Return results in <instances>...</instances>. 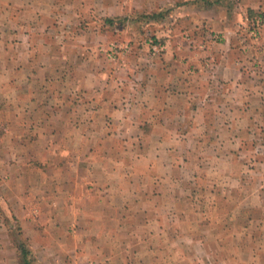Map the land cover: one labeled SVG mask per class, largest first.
<instances>
[{
    "label": "crops",
    "instance_id": "0c3cea01",
    "mask_svg": "<svg viewBox=\"0 0 264 264\" xmlns=\"http://www.w3.org/2000/svg\"><path fill=\"white\" fill-rule=\"evenodd\" d=\"M165 9L160 55L142 34L100 49L98 15ZM0 19V187L37 264H264V0H0Z\"/></svg>",
    "mask_w": 264,
    "mask_h": 264
},
{
    "label": "rangeland",
    "instance_id": "374dc122",
    "mask_svg": "<svg viewBox=\"0 0 264 264\" xmlns=\"http://www.w3.org/2000/svg\"><path fill=\"white\" fill-rule=\"evenodd\" d=\"M166 12H168V16L166 15ZM148 13V12H147ZM155 13H163L165 14L167 17H172L173 15H175V13H173V11L171 10H158L155 11ZM148 14L146 13H141L139 14V12H133V14L129 15H124V16H117V17H112V19H114L113 23H109L107 22V17H103L98 15L96 22H95V26H97L99 29H101L102 31H104V33H106L108 35V40L106 42H103V45L100 46V49H102V52L104 51V49H106L107 47L111 46L112 44H116L118 46V50H119V56L116 60L113 61H117L118 59H122L127 57V55L130 54L132 47L131 45H133L134 40L132 39V37L134 38L135 35L138 34H142L144 38H146V43H148L149 45V49L151 50V45L148 42V39L150 37H155L154 31L157 28H160L163 24H165L167 21L166 16H162V17H157V21H153V18H149L147 16ZM144 16V17H143ZM96 18V17H95ZM255 20H259L260 21V32L258 34V37H255L251 34V29L253 26H248L247 30H243L242 29V33H250L249 35L254 38V39H258L260 37L261 31H262V25H263V21H262V17L261 16H255L254 17ZM140 21H150L149 23L143 24L141 25L140 23H136V22H140ZM0 22H2V20L0 19ZM253 22V23H254ZM206 25V23H204V26ZM253 25V24H252ZM3 25L0 24V28ZM206 27V26H205ZM204 27V28H205ZM151 28H153V30H151ZM209 30V29H208ZM244 31V32H243ZM127 33V36L124 37L123 35ZM184 35H188L190 37V39H185L186 43L192 45V46H196V42L197 40L193 37V35L187 33ZM157 39V38H156ZM160 43H162L160 41V39H157ZM164 44V43H163ZM200 46L198 47H203V43H199ZM163 52L157 53V55L161 54ZM15 190H17L16 193H9L8 197H7V193L4 189V187H0V199L2 201H0V264H4L3 262H1L2 260H10L12 259L13 264H21V250L18 248V243L20 241V239L23 237V235L27 238V243L28 246L31 248L32 252H33V263L32 264H37V257L38 255L36 254L35 250L32 248V242L31 239L29 237H27V234L25 232H23V224H22V209L20 207L19 202H5V198H13V199H18V197L21 196V194L19 193V189L15 188ZM13 203V205L11 204ZM73 203H71L72 205ZM78 209V208H77ZM81 209V208H80ZM119 210V209H118ZM73 211V210H72ZM138 212L140 211V209L137 210ZM81 211H79L80 213ZM63 213H65L63 211ZM68 215H72L73 212H68ZM109 213H116V210H109ZM119 213V211H118ZM143 213V212H142ZM39 213H26L25 216L28 217V219L26 220L27 225L29 227H33L35 226V228H38L40 225H43V219L40 218V216H38ZM22 219V220H21ZM35 220V221H33ZM62 221L67 222V225L70 226V228H74L73 230H76V228H78L79 224H78V220L77 219H69V218H64ZM113 222L111 223L112 225H117L119 222L118 218H115L114 220H112ZM31 222V223H30ZM140 222L144 225V218L141 217ZM55 224V223H54ZM49 225V223H47L46 221V225ZM37 231V230H35ZM23 233V234H22ZM66 253H68V251H65ZM63 253V251H62ZM202 252L199 250H190V257H199L200 254ZM89 256L86 257L84 259V261H80V262H74L73 264H97V262L95 261L96 257H100V253L97 252H92L90 250V252L88 253ZM114 254H117L114 252ZM37 255V257H36ZM54 255V254H53ZM52 256V255H51ZM78 260V259H77ZM96 260H98L96 258ZM9 262V261H8ZM114 264H117V258L113 259ZM9 264V263H8ZM39 264H41V260H39ZM99 264V263H98Z\"/></svg>",
    "mask_w": 264,
    "mask_h": 264
},
{
    "label": "built area",
    "instance_id": "2783aa9c",
    "mask_svg": "<svg viewBox=\"0 0 264 264\" xmlns=\"http://www.w3.org/2000/svg\"><path fill=\"white\" fill-rule=\"evenodd\" d=\"M251 29V34L255 37H258V34L260 32V21L256 20ZM184 38L190 39L188 35H185ZM148 42L151 45V53L152 55H157V53L163 52L166 49V44L160 43L156 38L150 37L148 39ZM110 60H116L119 56V50L118 46L116 44H112L111 46L107 47L103 51ZM159 55V54H158Z\"/></svg>",
    "mask_w": 264,
    "mask_h": 264
},
{
    "label": "trees",
    "instance_id": "16d2710c",
    "mask_svg": "<svg viewBox=\"0 0 264 264\" xmlns=\"http://www.w3.org/2000/svg\"><path fill=\"white\" fill-rule=\"evenodd\" d=\"M149 18H157L163 16L162 13H151L147 15ZM107 22L113 23L114 19H107ZM23 234V233H22ZM18 248L21 250V264H32L33 263V252L28 246L27 238L23 235L18 243Z\"/></svg>",
    "mask_w": 264,
    "mask_h": 264
}]
</instances>
